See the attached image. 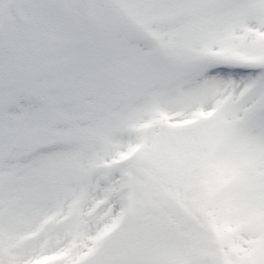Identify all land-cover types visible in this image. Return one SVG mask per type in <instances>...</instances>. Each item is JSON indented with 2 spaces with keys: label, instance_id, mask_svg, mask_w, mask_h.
<instances>
[{
  "label": "snow or ice",
  "instance_id": "obj_1",
  "mask_svg": "<svg viewBox=\"0 0 264 264\" xmlns=\"http://www.w3.org/2000/svg\"><path fill=\"white\" fill-rule=\"evenodd\" d=\"M0 264H264V0H0Z\"/></svg>",
  "mask_w": 264,
  "mask_h": 264
}]
</instances>
